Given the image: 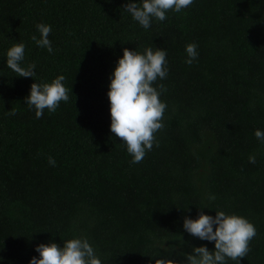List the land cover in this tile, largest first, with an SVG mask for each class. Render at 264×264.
<instances>
[{"label": "trees", "instance_id": "1", "mask_svg": "<svg viewBox=\"0 0 264 264\" xmlns=\"http://www.w3.org/2000/svg\"><path fill=\"white\" fill-rule=\"evenodd\" d=\"M127 2L141 0H0V264H29L36 245L81 237L102 264H186L194 247L214 250L182 227L199 211L246 218L256 236L240 264H264V142L254 135L264 131V0H194L148 29ZM38 23L52 28V53L31 39ZM21 42L33 78L6 66ZM148 47L167 53V78L153 85H164L167 108L133 164L110 132L107 91L122 49ZM60 75L69 101L36 118L24 104L30 85Z\"/></svg>", "mask_w": 264, "mask_h": 264}, {"label": "clouds", "instance_id": "2", "mask_svg": "<svg viewBox=\"0 0 264 264\" xmlns=\"http://www.w3.org/2000/svg\"><path fill=\"white\" fill-rule=\"evenodd\" d=\"M193 2L194 0H141L140 4L127 2L123 8L141 27L148 29L153 19L164 21L167 12H181ZM35 27L39 38L33 35L31 39L38 47L46 48L52 53L54 50L48 38L52 31L51 26L38 23ZM185 52L188 57L185 63L191 65L198 57L197 45L187 44ZM166 56V50L161 48L154 50L148 47L143 54L124 48L110 76L107 91L110 132L124 144L133 164L142 162L146 152L155 143L156 133L164 127L162 121L167 105L160 100V95L166 89L163 84L159 85V90L153 85L158 79L167 78ZM24 57V43H15L7 50L6 66L17 77L33 78L36 75V65L31 63L27 67L21 66ZM64 80L65 77L60 75L50 83L34 82L30 85L24 104L30 110H35L36 118H42L45 110L54 113L61 102L69 101V88L63 83ZM8 114L16 115L14 111H9ZM254 135L264 142V131L256 130ZM248 160L254 164L255 156H249ZM48 163L55 167L54 158L49 157ZM215 213V216H210L199 211L196 219L187 216L183 218L182 227L185 232L200 240L214 243L212 251L205 246L194 247L190 254H185L186 264H227V260L240 264V260L250 251L249 244L256 236L255 226L239 215L225 214L223 211ZM34 250L39 258L33 256L29 264H102L95 249L84 237L64 241L62 247L53 242L41 243ZM155 264L174 262L157 259Z\"/></svg>", "mask_w": 264, "mask_h": 264}]
</instances>
